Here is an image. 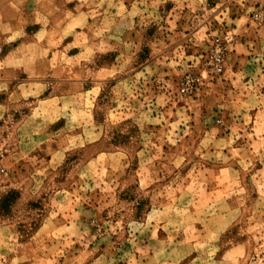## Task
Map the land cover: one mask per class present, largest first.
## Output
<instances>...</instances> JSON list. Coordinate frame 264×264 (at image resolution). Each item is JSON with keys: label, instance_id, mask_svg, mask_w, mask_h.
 Returning a JSON list of instances; mask_svg holds the SVG:
<instances>
[{"label": "rangeland", "instance_id": "1", "mask_svg": "<svg viewBox=\"0 0 264 264\" xmlns=\"http://www.w3.org/2000/svg\"><path fill=\"white\" fill-rule=\"evenodd\" d=\"M11 193L0 264H264V0H0Z\"/></svg>", "mask_w": 264, "mask_h": 264}, {"label": "trees", "instance_id": "2", "mask_svg": "<svg viewBox=\"0 0 264 264\" xmlns=\"http://www.w3.org/2000/svg\"><path fill=\"white\" fill-rule=\"evenodd\" d=\"M12 198H14V196L11 193L8 196H6L5 198L0 199V203H1L0 204V206H1L0 210L2 209V207L5 208V210H6V208L8 207V204L11 201Z\"/></svg>", "mask_w": 264, "mask_h": 264}]
</instances>
